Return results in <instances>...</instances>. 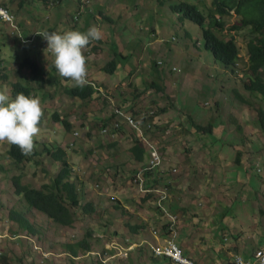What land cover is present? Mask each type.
I'll return each mask as SVG.
<instances>
[{"label": "rangeland", "instance_id": "1", "mask_svg": "<svg viewBox=\"0 0 264 264\" xmlns=\"http://www.w3.org/2000/svg\"><path fill=\"white\" fill-rule=\"evenodd\" d=\"M1 1L6 2V0ZM81 1L63 0L62 5L52 6L37 0L36 3L29 5V9L35 15H44L45 19L34 24L32 19L28 18L30 21H26L27 31H34L30 26L31 23L38 31L48 28L49 23L46 22L48 15L51 21L56 23L61 19L65 30L73 29L74 23L79 26L85 25L82 32L93 25L97 26L105 36L104 48L112 50L115 46L126 55L127 58L122 59L121 65L127 64L141 69L139 62L143 60L147 62L152 58L168 61L159 81L174 102L172 108L160 115V123L167 125L168 128L153 133L154 136L145 141L146 146H149L153 139L159 148L165 145V154L160 164L158 163L159 170L149 169L152 171L149 176L151 180H162L165 176L163 169H172L173 163L178 164L177 171L173 173L176 176L173 179L175 187L171 192H165L166 189L162 184H158V191L162 196L159 204L165 209L167 216H163L155 207L159 199L140 204L138 197L144 190L140 188V184H134L133 178L143 165L133 161L127 151L132 144L130 136L123 135L117 138L113 132L102 133L103 124H111L106 118L112 110V105L109 104L114 103L118 107L124 105V108H128V103L141 100L140 103H132L135 110L145 109L149 106L147 102L149 104L156 102V106L159 107V104L165 103L167 93H157L154 87L148 88L146 92L141 89L143 92L138 95L134 83L139 82V77L134 72L131 86L124 87L125 91L115 97L116 89L120 87L118 79L113 77L115 81L111 86L114 89L104 87L100 83L109 86L113 75L100 70L96 72L98 75L96 83L100 85L99 97L95 101H86L76 112H73L74 103L70 107H65L64 102H60L66 96L64 89L58 90L57 99H53L54 97L48 99L47 105L45 104L48 100L41 102L42 106L44 105L42 110L45 117L34 141V146L38 151H42V155L44 141L56 139V141L68 142L65 146H67L66 158L73 169L71 179L78 187L81 204L92 202L94 212L87 214L80 208L76 209L78 221L75 226L64 227L49 223L44 215L28 208L24 198L22 197L23 201L19 200L20 197L16 195L13 178L19 176L23 184L41 187L51 181L62 169V165L51 157L46 156V158L45 155L34 157L40 159V164L33 159V156L16 164L8 156V143L4 141L5 144L0 146V253L7 256L10 264H98L96 256L92 254H82L71 260L63 250L64 243L78 242L87 233L92 234L90 240L94 244V251L101 255L105 246L114 252L106 259L105 264H153L149 245L156 241L154 233L158 235L159 243H166V240L177 242L185 251L184 255L199 264H229V262L232 264L236 254L244 257L249 253L251 256L257 249H264V137L260 131L257 114L254 117L250 114L244 117L245 111H238V119L246 118L243 130L248 136L247 139L250 138L249 141L243 140L245 135L238 133L237 127L232 123L223 129L224 125H221L220 121L224 115L219 116L216 112L214 119L202 117L203 113L213 111L216 101L219 100V95L214 89L220 90L225 85L237 84L235 76L237 74L245 76V72H249L248 46L244 33L236 32L241 55L240 67L239 71L236 69L232 72L230 68H225L216 61L213 54L204 48L202 29L192 21L187 22L186 25L196 27L197 32H192L188 38L184 37L183 24L178 26L176 33L165 34V25L160 26L163 30L158 29L159 12L151 21L155 25V32L139 21L136 29L131 30V21L135 22V18L145 17L144 5L147 0H121L124 7L133 10L127 15L123 12L120 18L116 17L122 12V2L119 0H89V5ZM170 1L172 0H167L164 6L160 5V12L166 14L161 17L165 24H169L167 11L171 9ZM187 1L197 3L201 7L204 2L210 3L209 0ZM155 2L158 0H152L148 9L156 13ZM80 6L86 9L78 14ZM98 7L102 9L97 11ZM93 15L101 17L102 20L108 15L111 21L97 19L89 22ZM13 27L1 26L0 33L4 38L8 37L16 41L15 36L11 34ZM175 34H178L179 40H176V43L168 42ZM136 36L143 40L137 41ZM12 41L9 43L12 46L8 45V48L3 49L2 52V56L11 62L4 64L7 66L5 72H8L9 79L0 80V88L6 87L10 97H12L11 83L23 81L31 76L32 71L31 66L24 63L25 58L28 57L24 46L20 42L12 43ZM38 43L34 41L32 46L37 47ZM89 48L91 46L87 45L84 52H87L90 62L102 65L115 57L112 51L106 52L108 57L104 60L105 55L102 51H90ZM47 51H43L42 55L46 56ZM89 52L93 54L92 57H89ZM21 63L24 65L19 69ZM121 65V71L117 75L128 74L130 68L124 69ZM5 66L0 62V75L1 72L3 73L2 67ZM209 75L220 77L222 80L208 78ZM158 78L146 75L147 84ZM32 84H36V81ZM37 85L40 86L37 83L35 88ZM42 86L46 89L37 94L41 100L46 97L44 92L54 95L53 91H47L46 84ZM207 102L210 106L204 105ZM59 109L61 115L66 110L77 113L78 121H73L75 129L72 132L78 131V136L75 134L72 136L61 121H53V114L59 112ZM82 111L85 115L81 116ZM221 112L223 113V109ZM189 114L201 120L202 124L208 120L213 125V134L207 136L205 132H201L203 136L201 141L191 143L193 140L186 130V123H191V119H187ZM225 117L228 118L227 113ZM63 118L64 116L61 117ZM70 118L66 116V119ZM181 118H184V122L178 123ZM125 129L133 133L131 127ZM46 130L54 133L45 138L43 134ZM55 135L57 137L54 138ZM111 143L116 145L111 146ZM181 144L183 151H179L176 156L177 150L173 145ZM48 147L51 148V145ZM71 147L74 148L70 150ZM185 147L189 150L184 151ZM144 162L153 164L151 160ZM14 206L33 223L37 235L25 236L18 223L10 220L9 211ZM168 224H172L168 230L163 229L164 225ZM132 225H140V228L132 232L130 230ZM129 239L132 240L131 244ZM0 264L5 262L0 260ZM160 264L171 263L163 260Z\"/></svg>", "mask_w": 264, "mask_h": 264}, {"label": "trees", "instance_id": "2", "mask_svg": "<svg viewBox=\"0 0 264 264\" xmlns=\"http://www.w3.org/2000/svg\"><path fill=\"white\" fill-rule=\"evenodd\" d=\"M40 1H44L46 5L52 6H60L63 4V0ZM151 1L152 0H147L144 5L146 9L145 17L135 18V22L131 23V30L136 29V24L139 21L140 23H143L145 27L151 28L155 32V25L152 24L151 21H153L155 16L157 17V13L159 12V16L157 18L158 29H162L160 28V26L165 25V34L176 33L178 26L183 24L182 26L184 37L188 38L192 32H197L196 27H190L189 25H186L187 22L192 21L199 25L202 29L204 48L213 54L216 61L220 62L221 65H223L225 68H230L232 72L236 71V69H239L240 67V65H237V62H239L240 58V47L238 45L237 36L234 31L244 33L245 37L247 38L244 39L246 40L248 46L247 51L249 54V72L246 71L245 76L243 74L240 76L237 74L235 76L237 78V84L229 86L225 85L220 90L214 89L219 95L218 99L222 102L217 100L213 111L205 112L204 114L205 117L214 119V114L216 112L219 113V116L225 115L227 113L228 120H226L224 116L221 117L222 120L220 121V123L221 125H224L223 129H225V127L229 125V123H232L237 127L238 133L245 135L243 136V140L245 141H249L250 138L247 139L248 136L243 130V123L246 120V118L244 117L249 114L254 117V115L257 114L259 120L258 124L261 128L260 131L263 133L264 137V0H209L210 3L207 4L206 2H204L202 3V7L197 3L189 2L187 0H172L170 1L171 9L170 11H167L169 24H165L162 22L161 17L166 16V14L160 12V5L164 6L167 0H158V2L154 3L157 8L156 13L153 10L148 9ZM36 2H34L33 0H6V2H2V5L9 9V11L14 15V22L16 27L24 29L28 26V24L26 23V21L29 20L28 18L32 19L34 24L41 19H45L44 15H35L34 12L29 9V5ZM14 5H16L15 8ZM121 6L122 11L125 13H130L133 10L128 9V7H124L123 2L121 3ZM101 9V7H98L97 11ZM83 10L85 9L80 6L78 12L81 14ZM118 16L119 15H117L116 17ZM19 18L20 20H18ZM92 18H94V15ZM105 18L106 20H109L108 15L105 16ZM46 20V22L49 23V27L44 31L65 30V27L62 25L61 19H58L56 23L51 21L50 16L46 15ZM5 22L6 21L0 19V27L5 26ZM30 26L34 31H27L25 33V36L27 38H30V36L36 37V42H39V45L36 47L38 52L35 55L31 56L30 59L29 57L25 58L24 63H28L31 66V76L25 78L23 81L18 80L11 83L10 92L12 93V97H14L17 92H24L25 94L31 93L37 96L38 93L43 92V90L46 89L42 86L43 84H46L47 91H53L54 95H52V93L44 92L43 94L46 97L43 98L41 102L53 97V99H57L59 97L58 90L62 89L65 90L67 95L77 97L85 101L84 103H86V101H95V99H97L100 94L98 90V86L100 85L96 83L98 80L96 71L100 70L111 76L113 75L111 81L113 80V77H116L118 79L120 87L116 89L117 95L125 91L124 87L131 86L133 81L132 77L133 74H135L134 72H136V75H138L139 77V82L134 83V89L137 91L138 95L143 92L141 91V89L146 92L148 88L154 87L156 88L155 92L157 93H167L165 103L163 105L159 104V107L156 106V102H153L151 104L147 102L146 104L149 105L148 107L142 110H135L132 107V103H135L136 101H132L127 104L128 108H125L126 112L133 119L134 124L138 125L141 131V133L137 132L136 134H132V144L130 147H128L127 151L131 154L130 157L133 161L140 162L142 165H145L146 163L144 161L147 158V149L142 142L144 141L142 136L151 139V137L154 136L153 133L157 131H165L168 128L167 125L160 123V119L157 116L159 114H163V112H167L169 108H172L174 103L171 96L168 94L167 89L163 87L159 82L160 78L165 72L168 61L166 59L161 60L152 58H150L147 62H144L143 60L142 62H139V64L141 63V69H136V67L128 66L127 64L121 65L122 59L127 58L126 55H124V52L121 51V49H117L114 46L112 50H108L101 44V40H94L88 44L89 46H91V48H89L88 50H94L96 52L102 51L105 55L104 60L108 57V54L106 52L112 51L113 54H115V57L102 65L97 62H90L87 58V82L83 86H78L74 81L63 78L56 72L52 64V61L54 59L52 58L53 55L50 56L51 51L47 49V42L43 38V36L39 34V32L43 31H38L37 29H35V25H33L32 23L30 24ZM84 27L85 25L79 26L77 25V23H74V25H72L73 29H79L80 31H82ZM223 33H225L226 35ZM177 35L175 34L171 36L168 42L176 43V40H179V37ZM135 38L137 39V41L143 40L139 36H136ZM7 40L8 38H4L0 33L1 64H7V62L11 63L8 59L2 56L3 49H5V46H7L8 44ZM170 49L175 50L173 47H170ZM45 50H49L47 51V57L40 61L37 58V55L39 53L42 54ZM84 54L87 57V52H84ZM49 58L51 59V62L49 61ZM24 63L20 64L19 69L23 67ZM120 65L123 66L124 69H126V67L130 68L128 70V74L117 75V73L121 71ZM5 70H7V66H5L2 70L3 73L1 72V81H6L9 79V74L8 72H5ZM172 70H176V68H172ZM9 71L11 70L9 69ZM146 75H153L159 78L157 80L151 81L150 84H147ZM208 78L222 80V78L220 77H213L211 75H209ZM228 79L231 80L230 78ZM33 81H36V84L38 83L40 86L37 85V88H35L36 84H32ZM100 84L104 85L103 83ZM105 87H107V85H105ZM140 102L141 100L137 101L136 103ZM48 103L49 100L45 105H47ZM112 104L113 103L109 104V106ZM82 105L75 107L76 110H73V112H76ZM204 105L210 106V103L207 102ZM111 107L112 110L108 113L106 117L107 119L119 116V113L114 112L115 107ZM117 108L121 109L122 107L120 105V107L117 106ZM221 109H223V113L221 112ZM238 111H245L243 118L238 119ZM111 115L112 117H110ZM44 117L45 116L43 112L40 125L42 124ZM56 117L58 118L57 114ZM187 119H191V123H188L187 125H193V128L196 131L209 132L210 134H213V125L208 120L205 124H202L201 122H195L192 114H189L187 116ZM181 122H184V118H181L178 123ZM62 123L67 130L71 129L72 122L70 120L62 119ZM132 127H134V125H132ZM221 138H223V136ZM164 141L166 142L168 140ZM114 142L116 141L114 140ZM110 145L114 146L116 145V143H111ZM173 146L175 147V150H177L175 154H177L179 151H183V144H181L180 146ZM159 149L161 156H163L165 154V145L163 144ZM34 150L35 149L33 148L30 153L23 154L18 146L10 144L8 156L11 158V160L14 161V163L20 164L25 160H29L30 156L35 157L37 153ZM188 150L189 149L185 147L184 151ZM47 152L55 160L62 163V169L51 179L49 183H44L41 187H34L30 184H23L19 176L14 177L13 184L15 187V193L20 197L19 200L22 199V197L24 198L28 208L37 210L38 213L44 215L49 223H56L64 227H74L75 223L78 221V217L76 216V209L80 208L85 213L91 214L92 212H94V204L92 202H89L85 205L81 204L78 187L76 183L71 179L73 169L70 168L69 163L66 159V151L61 147H56V150L54 151H51L48 148ZM34 159H36V161L40 164L39 158ZM171 167L172 169H163V173L165 174V176L162 180H151L149 176L152 171L149 169L145 170V168H143L141 175H139V179L135 180L136 177L133 178L134 184L139 185V182L141 181V183H143V188L146 189L145 191H143V193H141L142 195H139L138 197V199L141 201L140 204L146 203L153 199H159L155 207L161 212L163 216H167V212L159 204L160 200H162V196L158 191V184H162V186L166 189L165 192L167 193H170L171 189L175 187L173 179L176 176L173 173L177 171L178 164L173 163ZM155 169L159 170V168ZM9 218L13 222L18 223V227L22 230L25 236L32 237L38 234L33 226V223H31L29 219L26 218L25 214L19 212L16 206L10 209ZM170 225H164L163 229L168 230ZM143 226L144 225H142V227ZM138 228H140V225L130 226V230L132 232L137 231ZM91 238L92 234L87 233L85 237L78 242L64 243L63 250H65V255H69L71 257V260H74L77 257H80L82 254H92L91 252L95 249L92 240H90ZM129 240L131 241V244L132 240ZM116 251H118V248L116 249ZM183 252L185 253L184 250ZM113 253L114 252L112 251V249H108L107 247L103 246V252L101 253V255H98L97 253L92 255L96 256V263L105 264L107 263L106 259ZM151 253L153 264H160L163 260L172 264V261L169 258L156 255L154 252ZM249 257L251 256L249 255L247 258ZM0 260H3L5 264H10L9 261H7V256H5L3 253H0ZM229 264L231 263L229 262Z\"/></svg>", "mask_w": 264, "mask_h": 264}, {"label": "clouds", "instance_id": "3", "mask_svg": "<svg viewBox=\"0 0 264 264\" xmlns=\"http://www.w3.org/2000/svg\"><path fill=\"white\" fill-rule=\"evenodd\" d=\"M86 2L87 4L90 3L88 2L89 0H82L81 2ZM121 1V0H119ZM1 4L2 1H1ZM89 5V4H88ZM82 7V6H81ZM83 9H86L82 7ZM90 10L91 8H87ZM90 12V11H88ZM123 11L119 14L118 18L122 17ZM78 14H80L78 12ZM128 13H126L127 15ZM13 15V14H12ZM14 16V15H13ZM15 19V17H14ZM99 19L100 21H111L109 20H102L101 17L95 16L92 18L89 22H93V20ZM133 21H131L132 23ZM130 23V26H131ZM5 25H12L13 30H12V35L15 36V40L20 43L28 44V43H33L34 40L36 41V37H30L27 38L25 34L22 32L21 28L16 27L15 22L13 23L10 22H5ZM237 31H234L236 33ZM43 36V38L47 42V49L51 51V54L53 55L54 59L52 61V64L56 70V72L63 78H67L70 81H74L76 85L78 86H83L86 84V75H87V57L84 54V50L86 46L94 40H101V44L106 47L105 43V36L102 34L101 29H99L97 26L93 25L89 27L86 31H80L79 29H67V30H56V31H43L39 32ZM91 53L89 52V56ZM241 56V55H240ZM249 57V54H248ZM237 65H240L239 62H237ZM2 66H5L4 63H2ZM4 67H2L1 70H3ZM237 71H239L237 69ZM95 85V84H94ZM99 90V88H98ZM67 96V95H66ZM75 99H79L77 97H73ZM82 104L85 102L81 99H79ZM112 106L115 107V111L119 113V116L107 119L110 121L111 124H103V129L102 133L107 134V133H112L114 134L115 137L120 138L123 135H129L132 140V134L141 133L138 125L134 124L133 119L129 116V114L126 112V109L124 108V105H121V109L117 108V105L114 103ZM65 112V113H64ZM61 115L60 111L55 112L52 117L53 121L58 120L62 122L61 117L64 116L63 119H66V116H70L71 118L68 119L72 122L71 129L69 132L71 133L72 136H78L79 132L75 131L74 133L72 132L74 128V122L78 121L77 116L68 114L69 112L66 110L64 111ZM68 112V113H67ZM83 115H85L84 111ZM56 114L58 115V118L56 117ZM77 114V113H76ZM88 114V113H87ZM43 115V110H42V104H41V99L39 96H35L31 93L25 94L24 92H17L14 97H10V94L7 90V88H0V146L5 144L4 141H7L8 147L10 144H14L18 146L20 151L23 154H28L30 153L33 148L35 149L34 151L37 153L36 156H48L51 157L50 154H48L47 149L49 148L51 151L56 150V147H61L66 151L67 155V146H65L66 143L68 142H62V141H44V152L42 155V151H38V149L34 146V141L35 138L38 136V133L40 131L39 125L42 119ZM159 114L157 117L160 119ZM205 116L203 113L202 117ZM73 117V118H72ZM112 117V115L110 116ZM225 117V115H224ZM83 117H81L82 119ZM194 118V117H193ZM195 122H200L201 120H197L196 118ZM201 119V116H200ZM226 120L228 118L225 117ZM160 121V120H159ZM189 122L186 123V130L189 131L190 134V139H202L203 136H201V132L196 131L193 128V125H187ZM137 124V123H136ZM134 125V127H132ZM133 133L129 132V128ZM137 128V129H135ZM77 129V128H76ZM128 130V131H126ZM124 131V132H123ZM53 131L48 132V134H53ZM208 135H210L209 132H205ZM58 134V131H57ZM57 137V135L54 136V138ZM70 137V136H69ZM75 138V137H74ZM142 141L145 145V141H148V138L143 137ZM76 140V138H75ZM68 141V140H67ZM4 142V143H3ZM193 141H191L192 143ZM48 145H51V148L48 147ZM71 145V144H70ZM147 149V158L145 161H152L153 159V154L152 152L155 151L158 153L160 161L162 159V156L160 154V150L158 145H156L155 140H152L149 146H146ZM74 148L71 147L70 150ZM69 151V150H68ZM1 152V150H0ZM32 157V156H30ZM47 158V157H46ZM53 160H55L53 157H51ZM34 159V157H33ZM67 159V158H66ZM57 161V160H55ZM68 163L69 160L67 159ZM60 163V161H57ZM146 163V162H145ZM62 165V163H60ZM160 164V162H159ZM159 164H150L146 163L145 165L142 166V168L137 172L136 174V179H139V175H141L143 168L145 170L148 169H155L159 168ZM70 166V165H69ZM72 169V167H70ZM140 188L141 184L143 187V183L141 181L139 182ZM23 201V199H21ZM26 204V202L24 201ZM154 236H156V241H153V243H150L149 248L151 252H153V249L151 247L152 244H158L159 241H157L158 235L154 233ZM140 246V245H139ZM258 250V249H257ZM92 254H99V252L92 251ZM250 258V257H249Z\"/></svg>", "mask_w": 264, "mask_h": 264}, {"label": "built area", "instance_id": "4", "mask_svg": "<svg viewBox=\"0 0 264 264\" xmlns=\"http://www.w3.org/2000/svg\"><path fill=\"white\" fill-rule=\"evenodd\" d=\"M0 19L13 23L14 16L12 13L1 4L0 1ZM153 164H158L160 162V158L158 153L155 151L152 152ZM141 188L142 184H141ZM145 191L146 189L143 188ZM160 203V202H159ZM156 232V231H155ZM158 232V231H157ZM164 243V242H163ZM158 243L152 244L151 247L153 252L156 255L165 256L172 261V264H199L196 261L187 258L184 255L183 250L181 247L174 241V240H166V243ZM232 264H264V249H258L252 253L250 258H244L241 255L236 254L234 256V262Z\"/></svg>", "mask_w": 264, "mask_h": 264}, {"label": "crops", "instance_id": "5", "mask_svg": "<svg viewBox=\"0 0 264 264\" xmlns=\"http://www.w3.org/2000/svg\"><path fill=\"white\" fill-rule=\"evenodd\" d=\"M27 21H29V20H27ZM30 24V23H29ZM22 30V32L25 34L26 32H27V27L26 28H24V29H21ZM6 38H8V37H6ZM10 41H12L10 38H8V40H7V46H5V48H8V45H9V43H10ZM12 43H16V41H12ZM34 44V42L33 43H28V44H22L24 47V50L28 53V57H29V59H30V57L31 56H33V55H35L37 52H38V50H37V48L36 47H33L32 45ZM9 46H12V44H10ZM8 50V49H7ZM23 50V51H24ZM104 54V53H103ZM92 55L93 54H91L89 57H92ZM45 57H47V56H45V55H42L41 53H39L38 55H37V58L40 60V61H42V59H44ZM49 61L51 62V59L49 58ZM96 72H99V71H96ZM50 74V73H49ZM96 76H97V79H98V75L96 74ZM115 81V79H113L112 81H110V85L109 86H107L108 88H112V89H114V87H112L111 86V84L113 83ZM34 82V81H33ZM71 84H72V82H71ZM104 87H105V85H103ZM66 95H67V93H65ZM114 96L115 97H117L118 95L115 93L114 94ZM60 102L62 103V102H64V104H65V107H67V106H72V104L74 103L75 104V107H77V106H79V105H82V102L79 100V99H75V98H73L72 96H69V95H67V96H65L64 97V100L63 99H61L60 100ZM75 107H73V110H76V108ZM59 111H60V109H59ZM68 111V110H67ZM65 113V112H64ZM68 113V112H67ZM70 113V112H69ZM80 114H81V116L83 115V112H80ZM71 115H74V116H76V113L75 114H71ZM77 118H78V116H77ZM162 124V123H161ZM43 136L45 137V138H47L48 136H49V134H48V131L46 130L45 132H44V134H43ZM131 138V137H130ZM169 141H171V140H169ZM194 141H197V142H200L201 140L200 139H194L193 140V142ZM176 156H178L177 154H176ZM250 254L248 253L246 256H244V257H248Z\"/></svg>", "mask_w": 264, "mask_h": 264}]
</instances>
